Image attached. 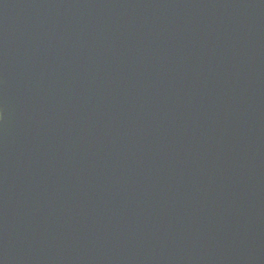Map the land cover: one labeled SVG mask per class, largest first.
I'll return each mask as SVG.
<instances>
[{
    "label": "water",
    "instance_id": "1",
    "mask_svg": "<svg viewBox=\"0 0 264 264\" xmlns=\"http://www.w3.org/2000/svg\"><path fill=\"white\" fill-rule=\"evenodd\" d=\"M0 264H264V0H0Z\"/></svg>",
    "mask_w": 264,
    "mask_h": 264
}]
</instances>
